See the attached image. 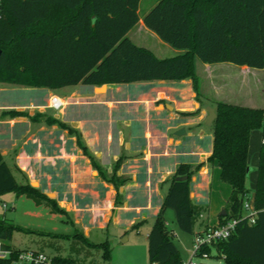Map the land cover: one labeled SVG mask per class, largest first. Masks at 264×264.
Wrapping results in <instances>:
<instances>
[{
    "label": "rangeland",
    "instance_id": "374dc122",
    "mask_svg": "<svg viewBox=\"0 0 264 264\" xmlns=\"http://www.w3.org/2000/svg\"><path fill=\"white\" fill-rule=\"evenodd\" d=\"M153 1L139 3V18L151 9ZM127 37L158 58L182 53L139 25ZM29 90L33 89L0 83V107H26L29 103L43 107L42 113L34 116L36 121L25 122L23 116H17L21 119L4 126L18 140L15 152L30 175L31 186L54 200L65 215L23 195L0 196V220L15 227L8 245L17 250L68 258L77 264H147L145 234L159 203L158 189L163 197L166 180L174 174L176 166L194 167L211 149L212 129L204 123L205 107L214 109L218 102L261 107L264 70L241 69L228 63L209 65L193 58L191 77L181 81L102 88L77 85L52 90L50 94L65 102L64 109L57 113L46 108L47 90ZM73 90L76 92L70 95ZM49 118L63 122L75 133L43 124ZM180 128L185 133L172 136ZM249 140V171L245 181L248 194L243 202L252 206L259 133L252 130ZM210 175L213 183L210 189L223 200V209L230 190L219 182L216 170ZM216 182L222 190L213 187ZM115 201L123 209L115 207ZM164 217L167 231L176 234L173 242L181 263H185L190 257L192 237L176 228L172 211L167 210ZM136 222V228H132ZM73 234L81 235L89 244L107 243L109 260L103 261L101 250L84 244ZM206 256H197L193 261L224 264V255L214 248Z\"/></svg>",
    "mask_w": 264,
    "mask_h": 264
},
{
    "label": "trees",
    "instance_id": "16d2710c",
    "mask_svg": "<svg viewBox=\"0 0 264 264\" xmlns=\"http://www.w3.org/2000/svg\"><path fill=\"white\" fill-rule=\"evenodd\" d=\"M139 1L0 0V83L52 91L77 85L181 81L191 77L193 58L209 65L228 63L264 70V0H159L142 17V23L160 41L182 51L169 58H158L127 37L138 23ZM214 112L211 151L205 164L218 169L219 182L230 190L223 206L225 215H218V224L243 214L252 130H259L261 138L253 190V207L258 213L253 224L241 221L227 240L202 250L221 252L224 264H264V109L218 102ZM30 119L36 121L34 116ZM44 123L75 133L53 118ZM203 165L179 164L166 180L167 191L146 236L147 264L181 263L164 214L172 211L176 228L193 234L201 210L190 200L189 184ZM177 177L186 179L178 181ZM8 193L45 203L52 212L65 215L37 188L18 183L0 153V196ZM114 206H119L116 201ZM14 230L0 220L4 247H10ZM73 236L101 250L103 261L109 260L107 243L89 244L81 235Z\"/></svg>",
    "mask_w": 264,
    "mask_h": 264
},
{
    "label": "crops",
    "instance_id": "0c3cea01",
    "mask_svg": "<svg viewBox=\"0 0 264 264\" xmlns=\"http://www.w3.org/2000/svg\"><path fill=\"white\" fill-rule=\"evenodd\" d=\"M141 1L142 0H140L139 3ZM158 1L159 0H154L151 7H153ZM139 3H138V5H139ZM136 25H139L141 27V29H146L143 26L142 17L141 18L138 17V23ZM128 33H127V35H128ZM239 67L241 69H247V70L250 69V68H247L245 66H239ZM30 89H33V90H29V91H39L37 88H30ZM45 90H47V89H45ZM47 91L49 92V95H51L50 90H47ZM74 92H76V90H73L70 93V95L73 94ZM262 103H263V105H261V107H259L260 109H264V99H263ZM41 109H43L42 106L35 105L33 103H29L26 107H24V106L23 107L22 106L0 107V153L3 157L4 162L9 167L12 175L14 176V178L16 179L17 182L19 181L18 183H20V184L27 182L31 185V178H30V175L28 174V171L23 167V165L20 161L18 152H15L18 140L13 138L12 133L10 131H7L6 127L4 125H7V123H12L14 121H17V120H19V118L21 119V117H17V116L9 117L8 115L5 114V112H8V111L22 112V113L26 114L25 116L22 117V118H24L23 120L26 122L27 120H30L31 117L42 113L41 111H43V110H41ZM43 124H45L44 121H43ZM256 131L259 133V137H260L259 130H256ZM253 132L255 133V131H253ZM253 142L255 143V136L253 138ZM250 143H251V141L249 140L248 150L250 147L249 146ZM260 143H261V138H260ZM210 150L208 153H206V154L204 153V156L199 158L197 163L205 162L206 157L210 154ZM247 164H248V162H247ZM213 170L217 171V176H218V169H216V168L214 169L213 167H210V166L208 167L207 165H203L200 168V170L194 176H192V178L190 180V184H189L190 200H191L193 205L199 207L201 210L196 221H195V223H194L193 234L190 235V237H192V238L195 235L200 234L207 227H212V226H215L219 223L218 215H220L221 211L223 210L221 208L223 200H221L218 197V194L215 196L214 195L215 192L212 189H210V188H212V184H213L210 174L213 172ZM169 178L170 177H168V179ZM164 181L165 180H163L162 183H164ZM215 186H216V188H218V191H220L221 185L218 182H216V184L213 185V187H215ZM167 188H168V183L166 182V187H165V191H164L165 193L167 191ZM224 192H226L225 188H224ZM165 193H163V194L165 195ZM164 195H163V197H164ZM163 197H161L159 195V189H158V200H159L158 202L159 203L157 206L154 207V210H153L154 217L160 208ZM225 198H227V197H225ZM117 208L123 209L121 206H119ZM206 208L208 210L207 213L205 212ZM136 223H138V222H136ZM150 228L147 230V232L145 234V238H146ZM170 233H171L172 237L176 236V234L173 231H171ZM192 238H191V242H190L191 244H192Z\"/></svg>",
    "mask_w": 264,
    "mask_h": 264
},
{
    "label": "built area",
    "instance_id": "2783aa9c",
    "mask_svg": "<svg viewBox=\"0 0 264 264\" xmlns=\"http://www.w3.org/2000/svg\"><path fill=\"white\" fill-rule=\"evenodd\" d=\"M65 107L64 99L51 94L48 96L46 108L61 112ZM4 206V205H3ZM243 214L238 219H229L221 224L207 227L200 234L195 235L192 239V247L190 257L187 262L180 264H196L193 258L200 256L207 258L206 252L202 249L210 247L217 242L227 240L235 231L236 226L241 221H245L248 225L255 222L257 210L253 205L250 206L246 201L242 205ZM56 256H48L47 254L35 250H17L11 247H4L0 241V264H77L63 263L56 260Z\"/></svg>",
    "mask_w": 264,
    "mask_h": 264
},
{
    "label": "water",
    "instance_id": "95a60500",
    "mask_svg": "<svg viewBox=\"0 0 264 264\" xmlns=\"http://www.w3.org/2000/svg\"><path fill=\"white\" fill-rule=\"evenodd\" d=\"M103 86L104 85H102L101 88ZM166 107L170 109V106L166 105ZM205 112H206V116H205V119H204V123H205V125L211 127L212 122H213V120L216 117L214 109H212L211 107L207 106V107H205ZM184 133H185L184 129L180 128V129L176 130L175 132H173L172 136L175 137V136H179L180 134H184ZM248 171H249V168L247 169V173H248ZM185 179H186V177H177L176 178V180H178V181H183ZM220 215L221 216L225 215L224 210L221 211Z\"/></svg>",
    "mask_w": 264,
    "mask_h": 264
}]
</instances>
